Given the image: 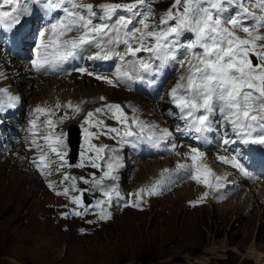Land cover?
<instances>
[{
  "label": "snow or ice",
  "instance_id": "6c2138e0",
  "mask_svg": "<svg viewBox=\"0 0 264 264\" xmlns=\"http://www.w3.org/2000/svg\"><path fill=\"white\" fill-rule=\"evenodd\" d=\"M39 2L36 0V3ZM21 3L22 0H0V25L12 27L21 23L22 11H28L26 4L22 9ZM43 8L49 15L50 23L38 33L40 41L35 47V58L31 60L37 72L63 71L65 64L82 58L94 48L96 51L87 56L88 59L118 61L113 72L115 79L95 74L86 67L72 71L94 76L96 80L116 87L119 83L142 82L146 76H155L174 62L185 68V74L170 90V102L183 121V128L177 125L176 131L193 132L199 140L212 130L216 122L211 117L218 114L222 124L230 127L241 142L264 144V45L258 43L264 41V35L260 34V30L264 29V0H255L254 4L251 0H174V4L159 18L158 24L149 23L155 14L148 0L102 3L95 7L77 0H44ZM252 8L256 11L250 10ZM118 12L127 15H117ZM53 13L61 15L53 16ZM238 31L245 36L237 35ZM72 32L77 35L65 38ZM186 33L192 37L187 41L182 39ZM140 53L146 55L141 56ZM0 94L6 97V102L0 98V112L15 107L20 100L6 88H0ZM106 99L100 97L101 101ZM62 107L77 115L82 111L79 105L74 106L71 102L67 105L57 102L54 107H37L34 110L37 117L45 115L48 118L42 128L37 120L30 122L34 137L42 133L40 139L43 141V144L36 138L30 141V145L40 150L39 157H34L32 164L41 175H50L52 164H56L55 171L62 173L60 183L71 182L70 187L57 191L56 195L68 196L71 191L79 193L70 197V203L75 205L71 215L75 217L92 214L100 221L111 219V212L106 209L114 200L125 199L116 184L106 186L104 183L106 179H118L116 173L122 167V157L118 155L117 148L94 144L91 142L93 139L105 135L118 144L135 145L147 141L156 147L169 143L170 150L180 155L176 152L178 145L170 143L172 130L141 119L135 114L137 110L134 107L132 115H129L121 104L107 103L87 112L83 120L86 126L85 152L80 153L79 164L71 165L66 159L67 134L56 132L57 125L69 118V113L65 111L57 120L52 118ZM100 116L114 120L118 126H108ZM92 128L97 131H91ZM222 142L228 144L235 141L224 139ZM33 150L29 148V151ZM184 155L191 163L177 162V169H189L190 179L205 187L219 189L223 186L224 178L216 176L213 185L211 170L198 163L203 152L191 147ZM52 156L56 160H52ZM220 160L228 162L224 157ZM232 164L247 174L241 163L233 160ZM85 166L100 170L102 175L92 172L89 174L91 179L80 177L84 184L90 185L80 189L76 184L77 178L70 176L65 169ZM160 183L157 181L151 187L128 193L127 202L122 206L140 209L144 195L157 194ZM47 186L50 189L54 187L51 182ZM95 192H99L102 198L86 203L85 194ZM208 194L204 192L201 200L206 199ZM133 196L135 199H131ZM189 203L195 207L200 201ZM69 215L67 211L61 212L62 218L67 219Z\"/></svg>",
  "mask_w": 264,
  "mask_h": 264
},
{
  "label": "rangeland",
  "instance_id": "374dc122",
  "mask_svg": "<svg viewBox=\"0 0 264 264\" xmlns=\"http://www.w3.org/2000/svg\"><path fill=\"white\" fill-rule=\"evenodd\" d=\"M82 1L83 0H77L79 3H82ZM86 1L88 0H84L85 3H91L93 1L91 4H93L94 7L100 4V2L96 0ZM112 2L132 3L134 0H112ZM31 3L32 0H22V9L25 4L28 8ZM251 3L254 4L255 0H251ZM148 4L155 14L154 17L149 20V23L158 24L159 18L174 4V0H148ZM250 10L256 11L255 8ZM23 12L24 11H22L21 14H23ZM52 15L56 16V13ZM39 18L45 23H50L49 15L46 14L45 11L41 12ZM172 23H174V21ZM29 26L30 25H28L26 29ZM39 26L40 23L37 25V29H39ZM71 34L74 33H69L65 38L74 37L71 36ZM260 34L264 35V31ZM27 35L29 36L30 34L25 31L24 34H22V39L26 41L24 43L25 48L29 51L28 54H30L32 49L30 48L31 44L28 45ZM33 35L30 36L33 38ZM8 38L7 34H2L0 36V39L5 40V46L8 45L9 47L11 46V48L17 49L15 45H12L13 43L8 41ZM191 38V34L189 33H186L182 37L185 41ZM3 42L4 41H2V43ZM122 46L123 45H121V47ZM0 51L4 54L5 58H7L8 54H5V50H1L0 48ZM28 54L22 56V59L21 55H19V59H15L16 55L12 59L30 63ZM87 54L85 55L86 57ZM140 55L145 56L146 53H140ZM116 63L117 62L114 63V66ZM10 64L11 62L7 63L8 68L12 67ZM99 68L101 71H104L100 73L106 74L110 71V69L106 70L101 67ZM179 72H181L182 75L185 74V68L176 65L172 71H168L165 74V83L155 91L144 92L143 83L139 82L133 84L131 89L142 97L144 96L146 100L164 101L165 104L162 106V110H172L175 113L172 120L177 121L180 116L178 110L175 109L170 102V90L177 84ZM161 76L162 72L160 71L154 78L146 77V80L148 79L154 82L156 80L159 81ZM61 79L67 78H60L57 80ZM91 81L94 82L92 79ZM15 82L16 80H14L10 86H13ZM97 82L100 81L94 83ZM29 88L30 93L26 99L20 97V101L15 107L0 112V143L5 144L6 141V146L4 148L0 145V155H3L0 157V264H264V256L261 258L262 260H255L247 257V252L251 248H256L264 254V227L261 231L260 221H258L260 220L259 214L256 213V211L252 214L249 209L245 214L238 211L240 210L238 208L235 209L231 207L225 209L226 204H222V207H218L219 204L214 205L213 203L212 205L208 198L199 200L203 205L199 203L198 206L190 207V201H198L194 200L196 197H193V200L192 198L191 200H182L177 196L175 190L184 182H191L201 189L199 193L203 195L202 187H208L202 186V183L193 181L189 178V175H186L189 179L185 177L183 180L171 184L164 190H160L158 187L159 190L157 194H154L156 198H152L154 195H148L146 200L143 199L145 204H142L140 209L122 206L123 203L127 202L128 193H135L139 190L140 178L146 182L145 175L149 167L145 162H149V159L153 157V155L139 154L135 157L132 151H135L138 145L141 144H144L146 150H148L147 141L137 142L135 145L129 144L131 150L128 149L126 151V156L133 157V159L130 160H137V164L134 166L135 168L133 167V172L131 174L123 175L124 172H122V170L126 168L123 164L122 169L120 168L116 173L118 176L116 182H121V184H118V188L125 199L123 201H113L109 208L111 209L109 210L111 212V219L105 221H100L96 215L88 217L92 214L84 217H75L71 215L75 205L70 203V197L79 195V193L71 191L68 196L56 195L58 188L62 191L64 187L71 186L69 182L64 184L60 183L62 180V173L53 171L48 175V177L54 175L61 177L59 182L57 181L58 187L55 190L54 188L50 189L46 184L42 183L41 180H39V183L35 182V180L31 181V179L29 181H23L15 171L17 167L16 164H18L17 160L20 158L17 157L15 153H18V151L23 148L22 146H25L27 152L24 150L23 158L19 159L24 163V165L21 166L33 167L32 160L34 157H39L40 150L36 148L35 145H30V141L34 138H36L40 144H43V141L40 139L42 133H38L34 137L33 131L30 128V122L35 119L42 128L44 120L47 117L45 115L37 117L35 114L34 110L37 107L47 106H40L39 103L36 104V101H34L35 98L32 92H37L39 90L37 85L30 86ZM11 94L15 95V93ZM1 96L2 94H0V98L4 97ZM119 104L124 107L125 112L132 115L130 114L131 109L129 107L127 108L123 103ZM163 111L159 110V113ZM53 119L56 120L55 117H53ZM75 124L79 125L83 133L84 127L86 126L81 122H76ZM156 124L159 125L160 123ZM177 125L183 128V121H180L179 124L170 123L169 128L172 130V134L180 132V136L170 142L178 145L176 152L181 154V148L185 145H192L199 151L203 153L206 152L203 150L207 148L205 146V141L201 140V138L197 140L195 138L196 134L193 132L187 135L186 131H176ZM57 128L58 131L64 130L61 124H58ZM58 131L56 130V132ZM191 133L193 136L189 137ZM185 135L187 136L184 137ZM253 135L255 136L257 134L253 133ZM11 138H14L16 142L13 143V141V144L10 143L12 145L10 148V144L7 142ZM83 138L84 134L82 136L80 148H83ZM233 138L237 137L234 136ZM222 141L220 140V143H218L222 144ZM223 145L225 149H223L224 147H218L217 150L223 152L229 150L228 153H231V158H234L232 154L238 153L240 159L236 161L241 163L243 168H246L245 171L247 174L242 172L240 176L237 174V177L243 178L251 184H256L264 180V166L259 169V160L254 159L255 155L246 152L245 143L241 142L239 139L235 148L232 147L234 145L233 142ZM108 146L112 147L111 144ZM30 147L34 150L29 151ZM12 149L14 151H12ZM168 150L171 152V156H176L170 148ZM217 155L218 154H216V156L215 154L213 155L215 159L221 157ZM247 155L250 156L252 160L247 157ZM66 159L71 165L78 164L80 161V154L78 161L75 163L70 162V153L67 155ZM200 161L205 167L206 165L203 162L204 157L203 161L202 159ZM190 163L191 161H189V164ZM219 163H222L220 159ZM227 166L234 170L237 169L233 166L232 161L227 162ZM164 170L161 168L160 171L163 172L160 174L164 173ZM187 170L189 171V169ZM234 170L232 171L235 172ZM65 171L72 177L76 176L78 188L86 189L90 187V185L84 184L79 179L85 176L90 178V175H86L88 172H73V170L69 168L65 169ZM141 171L145 174L139 177L138 174L141 175ZM100 175H102V172L99 170L97 176ZM257 179L260 180L254 183ZM107 184L110 186L115 184V181L107 180ZM35 185L38 188L36 191L34 190ZM86 194L93 202L97 198H102L99 192ZM202 195L200 196L202 197ZM131 199H135V197L133 196ZM225 199H228V197L221 196L220 202H226ZM63 204L66 205V207H61ZM197 207L200 209H197ZM142 209L144 211H142ZM65 211L70 214L67 219L61 217V212ZM228 214L232 215L231 218H228ZM240 214L242 216H240ZM202 215L204 216L202 217ZM253 217H255L256 220L249 221V218ZM88 220L92 221V223H88ZM81 229H83V231H81Z\"/></svg>",
  "mask_w": 264,
  "mask_h": 264
},
{
  "label": "bare ground",
  "instance_id": "6f19581e",
  "mask_svg": "<svg viewBox=\"0 0 264 264\" xmlns=\"http://www.w3.org/2000/svg\"><path fill=\"white\" fill-rule=\"evenodd\" d=\"M91 3H93V1ZM105 3H113V2L112 0H105ZM232 11L235 12L236 9L233 8ZM32 13L33 11H31L26 17L21 19V23L14 25L12 27H5L3 25H0V36L2 34H7L9 37L8 41L10 43H13L12 45H15L17 48L19 47L20 43H25L26 41L22 39V34H24V32L26 31V27L32 23V19L36 17V16L32 17ZM40 14L41 12H37V16H39ZM122 14L124 15V13L122 12L117 13V15H122ZM125 15H127V13H125ZM249 23H251V21H249ZM261 30H260V33L264 31V30L263 31ZM76 35H77L76 32H74V34H71V36H76ZM237 35H240L242 37L245 36L243 32H239V31L237 32ZM27 38H28V45L32 44V36L27 35ZM258 43L264 45V42L259 41ZM23 49L26 50L25 47H23ZM26 51L29 52L28 50ZM95 51L96 49H92V52H89L87 56L91 55ZM24 55L25 54H21V59L23 58L22 56ZM19 57H20L19 55H16L15 59H19ZM15 59L6 60L4 54L0 51V87L4 85H10L11 83H13L14 80H16L13 86L10 87L11 89L10 93H15V95L23 99H26V97H28V94L30 93L29 87L37 85L39 90L37 92H34V91L32 92L34 94V98H35L34 101H36V104L39 103V105H43L47 107H54L57 102L60 103L61 105H67L68 102H71L74 106L79 105L82 111L78 115L72 112L70 109H67L66 107H62L61 109L58 110L57 115L54 116L56 120L58 119L60 115H63L65 111L69 113V118L65 119L63 124H61V127L63 129H65L66 126L69 124H75L76 122L83 123V120L87 112L94 111L96 108L102 107L104 104L111 103V102L123 103L127 106V108L129 107L130 109L134 107L137 110L135 113L137 116H139L141 119L145 121H148L154 124L160 123L159 124L160 128L169 129L170 123L179 124L181 121L180 118L177 121L172 120L175 115V113L172 110H168V111L162 110V106L165 104L164 101L146 100L144 96L142 97L140 94L135 93L131 89V87L133 86V84H135L138 81L129 82L127 84L119 83L116 87H113L112 85H109L102 80H96L94 76H90L87 74H84V75L72 74L70 76H61L60 78H67V79H61V80H57L60 78H51V77H50L51 79H42V78H47L49 76L42 77L38 72L36 73L34 72L29 62L27 61L24 62L22 60H15ZM9 62H11V66H12L11 68L7 67L8 66L7 63ZM89 62L90 63L93 62V64L89 68L98 66L106 70L110 69L109 73H106V74L98 73V75L107 76L110 79H115V77L113 76V72H114L115 67L118 64V61L116 59H109V60H103V59L90 60L89 59ZM115 62L117 63L114 66ZM175 66L176 64L173 62V63H170L167 67L162 68L160 70L162 72V76L159 79V81L156 80L154 82L148 79L146 80L145 78V80L142 81L144 92H149L153 90L155 91L163 83H165V78H166L165 74L168 71H172V69H174ZM34 75L38 78H36ZM181 75H182L181 72H179L178 78ZM56 76H59V75H56ZM146 77L154 78V76H146ZM91 79L94 80V82L96 81H100V82L94 83L93 81H91ZM101 96L106 97L107 99L105 101H101L100 100ZM159 110L163 112H160L161 113L160 114ZM130 114H132V111L130 112ZM99 118L104 120L105 123L110 127L118 126L114 120H111L106 116H100ZM211 119L216 122L213 124L212 130L201 136V140L205 141L206 147L216 145L222 138L223 139L228 138L229 141H235L233 142L234 145L238 144V140L240 138L239 137L233 138L235 135L231 132L230 127L224 126L222 124L221 118L218 114L213 115ZM159 120H162V121H159ZM91 131L96 132L97 129L92 128ZM225 132H227V135H225ZM189 133L190 132H187V135ZM254 134H257V133H254ZM187 135H185L184 137H186ZM178 136H180V132L173 133L170 137V142L174 141L175 138H178ZM192 136L193 134L191 133L189 137H192ZM91 142L97 145H110L111 144L112 147L117 148L118 155L122 157V164L125 165L126 167L124 170H122V172H124L123 175L125 174L128 175L133 172V167L137 164V160L136 161L130 160V159H133V157L131 158V157L126 156V151L130 149L129 144H118L116 140H113L105 135H101L99 139H93ZM7 143H9V141ZM191 147H194V146L185 145L181 148L182 150H181L180 155L171 156V152L168 150L170 148L169 143H162V145H160L159 147H156L152 144L150 145V143H147L148 150H146V146L144 144L138 145L137 149L135 151H132L135 157H137L139 154L153 155V157L149 159V162L148 161L145 162V164L149 167L147 174L145 175L146 182H144L143 179L140 178L139 180L140 184L138 188L141 189L144 187L145 188L151 187L153 184H155L160 179L159 181L161 183L158 187L160 188V190H164L168 188L171 184H174L175 182L179 180L180 181L183 180L186 177L184 174L185 173L187 174V169H177L176 164L177 162L189 164L190 159H186L184 154L188 153L189 148ZM245 147H246L247 153L255 155L254 159L259 160L258 165H259V169H261V167L264 166V144H260L259 142H248V143H245ZM24 150L27 152V149L25 148V146L22 149H20L18 153H15V155L17 154V157H20L17 160L18 164H16L17 167L15 171L17 172V175L21 177L23 181H27V180L29 181L31 179V181L35 180V182L39 183V180H41V182L46 185H48V183L51 182L55 190L58 187L57 181L59 182L61 177H59L58 175H54L52 177H48V175H41L38 173V169L34 167L33 165H32L33 167L31 166L22 167L21 165H24V163H22L19 159L23 158ZM69 151H70V148L68 146L67 148L68 154H69ZM81 152H85L84 143H83V148ZM220 152L221 151L218 152L215 150L213 151V154L209 152H205L204 153L205 160L203 161V157L201 159L206 165V167L210 169L212 172V176L210 177L212 184L214 185L216 182L215 177L220 176L224 178L223 186L220 187L219 189H216L215 187H212V188L202 187L203 193L206 191L209 193L207 198L212 203V205L214 203V205L219 204L218 207H222L223 206L222 204H226L225 209L231 208V207H234L235 209L238 208L240 209L238 211L243 212V214H245L248 209L251 210L252 214L256 211V213H258L260 216V220L258 219L257 220L260 221V230H261L264 227V180L263 181L261 180L257 182L256 184H251L245 179L237 177L236 171L233 172L232 170L234 169L229 168L226 162L219 163V160H218L219 158L218 159L214 158L213 156L214 153L218 154L217 156H221L222 154ZM226 154H227V151H224V155ZM85 155H87V153H85ZM2 156L3 155H0V157ZM247 157L250 158V156L248 155ZM51 159L56 160V157L52 156ZM198 163L202 167H204L203 163L200 160L198 161ZM30 167L32 168V170ZM51 168H52L51 172L55 171L56 164H52ZM161 168H163V170L167 169L168 171L160 174L161 172H163V171H160ZM69 169L73 170V172H78V173L83 172V171L88 172L86 173L87 176L92 172H95L98 175V171H99L96 169H92L90 166H85L83 168L71 167ZM143 171H141V175L138 174L139 177H141L142 175L146 173L145 171H144L145 173H143ZM30 172H32L33 174ZM73 177L76 178V176H73ZM85 178L87 177L85 176ZM107 180L108 179L104 181L106 186H108ZM69 183L71 182L69 181ZM115 184L119 187L118 184H121V182L115 181ZM37 189L38 188L35 185L34 190L36 191ZM200 190L201 189L194 183L184 182L182 185L178 187V189L175 190V192L177 196L182 200L183 199L191 200V198L193 200V197L194 198L196 197V199L194 200H201L200 195L202 194L199 193ZM57 191H60V189L58 188ZM147 196L148 195H144L143 199L146 200ZM155 196L156 195H154L152 198H156ZM221 196L228 197V199H225L226 202H220ZM61 197L64 198L63 196ZM142 204H145V202H142ZM200 204H202V202H200ZM199 207H197V209H200ZM106 210L109 211L111 209L108 208ZM142 211L144 210L142 209ZM231 214H228L229 215L228 218H231L232 216ZM203 216L204 215H202V217ZM240 216L242 215L240 214ZM251 220L254 221L256 220V218L255 217L249 218V221ZM211 249H214V248H211ZM263 256L264 254L260 252L259 250H257L256 248H251L247 252V257L253 258L255 260H262L261 258Z\"/></svg>",
  "mask_w": 264,
  "mask_h": 264
},
{
  "label": "water",
  "instance_id": "95a60500",
  "mask_svg": "<svg viewBox=\"0 0 264 264\" xmlns=\"http://www.w3.org/2000/svg\"><path fill=\"white\" fill-rule=\"evenodd\" d=\"M70 144L72 147V155L71 160L72 162L76 161L77 155H78V148L80 143V129L77 126H74L72 130L70 131Z\"/></svg>",
  "mask_w": 264,
  "mask_h": 264
}]
</instances>
